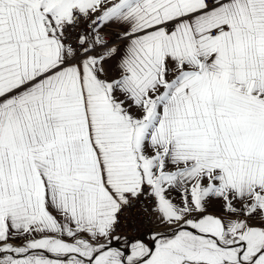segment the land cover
<instances>
[{
    "label": "snow or ice",
    "instance_id": "obj_1",
    "mask_svg": "<svg viewBox=\"0 0 264 264\" xmlns=\"http://www.w3.org/2000/svg\"><path fill=\"white\" fill-rule=\"evenodd\" d=\"M0 264H264V0H0Z\"/></svg>",
    "mask_w": 264,
    "mask_h": 264
}]
</instances>
